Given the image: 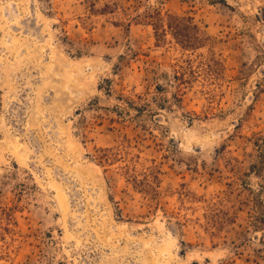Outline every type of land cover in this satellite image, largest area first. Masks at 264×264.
Masks as SVG:
<instances>
[{"label": "rangeland", "instance_id": "obj_1", "mask_svg": "<svg viewBox=\"0 0 264 264\" xmlns=\"http://www.w3.org/2000/svg\"><path fill=\"white\" fill-rule=\"evenodd\" d=\"M263 82L264 0H0V264H264Z\"/></svg>", "mask_w": 264, "mask_h": 264}, {"label": "trees", "instance_id": "obj_2", "mask_svg": "<svg viewBox=\"0 0 264 264\" xmlns=\"http://www.w3.org/2000/svg\"><path fill=\"white\" fill-rule=\"evenodd\" d=\"M151 18L153 20V27L155 29V35L157 43H160L166 39L167 34H171L177 41V43L185 50H196L204 45L205 37H203L199 26L193 21L192 17H181L178 15H173L171 13L162 14L160 11H155L152 13ZM190 72L195 76V70L190 66ZM185 80V79H184ZM259 90L264 89V82L258 84ZM257 146L261 152L260 161L257 164L253 165L256 170H259L261 166L264 165V142L257 141ZM123 150H113V148H101L98 149L97 158L101 163H110L113 160H117L122 157ZM125 171L130 173V177L134 183L145 190L152 188L153 184L149 179V176L152 174L154 178L156 177L155 170L151 169L150 174L145 173V178L140 179L137 177V174L134 169L131 168L129 164L126 165ZM0 216L3 219H7L5 227L0 226V229L9 230V224L14 223L13 214L10 209L0 206ZM0 239H4L3 233L0 231ZM3 250L0 246V255Z\"/></svg>", "mask_w": 264, "mask_h": 264}]
</instances>
